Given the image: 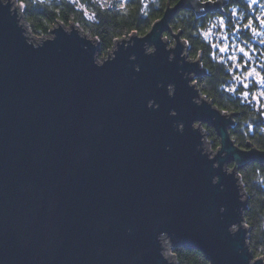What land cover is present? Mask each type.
<instances>
[{
    "label": "water",
    "instance_id": "obj_1",
    "mask_svg": "<svg viewBox=\"0 0 264 264\" xmlns=\"http://www.w3.org/2000/svg\"><path fill=\"white\" fill-rule=\"evenodd\" d=\"M227 3L167 4L98 59L72 24L32 43L0 0V264H177L178 246L208 264H264L238 174L264 151L235 145V115L200 93L205 70L170 26Z\"/></svg>",
    "mask_w": 264,
    "mask_h": 264
},
{
    "label": "trees",
    "instance_id": "obj_2",
    "mask_svg": "<svg viewBox=\"0 0 264 264\" xmlns=\"http://www.w3.org/2000/svg\"><path fill=\"white\" fill-rule=\"evenodd\" d=\"M178 0H18L24 5L23 20L35 37H48L49 30L58 23L79 26L97 40L98 59L105 58L116 40L136 33L144 36L159 20L169 4ZM208 1V0H205ZM251 0H228L224 14H208L196 19L191 12L180 11L171 21L174 33H181L187 45V56L200 59L205 75L195 79L200 93L222 112L235 115L231 139L240 149L247 146L264 151V1L255 5ZM81 5L93 15L87 20L78 9ZM223 20V24L221 23ZM255 21L252 28H245ZM164 38L171 40L168 34ZM227 46L226 51H219ZM244 48L242 54L239 49ZM236 57L237 59H233ZM253 73L249 75V73ZM257 73L259 75H257ZM248 95L245 96L244 94ZM213 142H219L213 130L203 127ZM232 168V165L229 166ZM247 209L244 222L249 228L248 242L253 259H264V164L252 163L239 171ZM177 264H208L195 249L178 246L173 252Z\"/></svg>",
    "mask_w": 264,
    "mask_h": 264
},
{
    "label": "rangeland",
    "instance_id": "obj_3",
    "mask_svg": "<svg viewBox=\"0 0 264 264\" xmlns=\"http://www.w3.org/2000/svg\"><path fill=\"white\" fill-rule=\"evenodd\" d=\"M4 1H6V0H4ZM12 1V3H13V7H15L16 9H17V13H18V15H19V19H20V24L24 27V29H25V32H26V35H27V37H28V39L32 42V43H36V42H38L39 41V39H41V37H35L31 32H30V30H29V28H28V26H27V24L25 23V21L23 20V17H22V13H23V11H21V9H20V7H19V5H21L22 3H19L18 2V0H11ZM65 1H67V0H65ZM68 1H71V0H68ZM93 2H95V1H97L98 2V5H102V3L104 4V0H92ZM120 2H122L123 0H119ZM264 1V0H263ZM14 4H15V6H14ZM250 4H251V1H250ZM78 9H80V10H82V12H83V14H84V16H85V18L87 19V20H91V19H93V15L90 13V12H88L87 10H85L84 8H83V6H81V5H79L78 6ZM23 10H24V8H23ZM73 25V24H72ZM64 26V28L65 29H69V26H71L70 24H68V25H63ZM73 26H75V27H77L81 32H83V30H81L80 28H79V26H77V25H73ZM84 33V32H83ZM85 34V33H84ZM86 35V34H85ZM86 36H88V35H86ZM89 37V36H88ZM89 38H91V37H89ZM91 39H94V38H91ZM168 40V39H167ZM169 42H170V44H171V40H168ZM206 141H208V142H210V150L212 151V152H215V150H214V148H213V142L210 140V138L208 137V134L206 133Z\"/></svg>",
    "mask_w": 264,
    "mask_h": 264
},
{
    "label": "snow or ice",
    "instance_id": "obj_4",
    "mask_svg": "<svg viewBox=\"0 0 264 264\" xmlns=\"http://www.w3.org/2000/svg\"><path fill=\"white\" fill-rule=\"evenodd\" d=\"M251 3H252V5H255V4L258 3V0H251ZM254 22H255V21H249V23H248V24H245L244 27H245V28H252V25H253ZM259 22H260L261 24H264V18H260ZM221 23L223 24V20H221ZM261 42L264 43V41H261ZM226 50H227V46H223V47H220V48H219V51H221V52L226 51ZM239 51H240L242 54L245 53V49H244V48H240ZM233 59H237V58H236V57H233ZM252 74H253V73H251V72L249 73V75H252ZM257 75H259V74L257 73ZM260 82H261V83H264V77H261V81H260ZM244 95L247 96L248 94L245 93ZM261 96H264V92L261 93Z\"/></svg>",
    "mask_w": 264,
    "mask_h": 264
},
{
    "label": "clouds",
    "instance_id": "obj_5",
    "mask_svg": "<svg viewBox=\"0 0 264 264\" xmlns=\"http://www.w3.org/2000/svg\"><path fill=\"white\" fill-rule=\"evenodd\" d=\"M36 2H37V0H32V3L35 4ZM44 2H45V0H39V3L40 4H43ZM19 7H20L21 11H23L24 5L21 4V5H19Z\"/></svg>",
    "mask_w": 264,
    "mask_h": 264
}]
</instances>
